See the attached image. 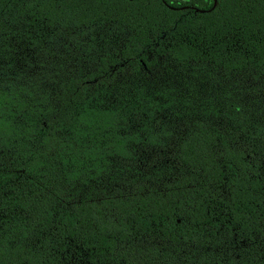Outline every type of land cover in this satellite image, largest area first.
I'll return each instance as SVG.
<instances>
[{
    "label": "trees",
    "instance_id": "16d2710c",
    "mask_svg": "<svg viewBox=\"0 0 264 264\" xmlns=\"http://www.w3.org/2000/svg\"><path fill=\"white\" fill-rule=\"evenodd\" d=\"M213 4L0 0V264H264V0Z\"/></svg>",
    "mask_w": 264,
    "mask_h": 264
},
{
    "label": "snow or ice",
    "instance_id": "6c2138e0",
    "mask_svg": "<svg viewBox=\"0 0 264 264\" xmlns=\"http://www.w3.org/2000/svg\"><path fill=\"white\" fill-rule=\"evenodd\" d=\"M219 0H216V4L218 5ZM56 117L55 116H49L45 118L44 120L41 121V124L43 125L44 128H48V121L52 120L55 121Z\"/></svg>",
    "mask_w": 264,
    "mask_h": 264
},
{
    "label": "water",
    "instance_id": "95a60500",
    "mask_svg": "<svg viewBox=\"0 0 264 264\" xmlns=\"http://www.w3.org/2000/svg\"><path fill=\"white\" fill-rule=\"evenodd\" d=\"M215 5H216V0H214V4H213V6H212V9L215 7ZM196 12L205 13V12H209V11L196 10Z\"/></svg>",
    "mask_w": 264,
    "mask_h": 264
}]
</instances>
